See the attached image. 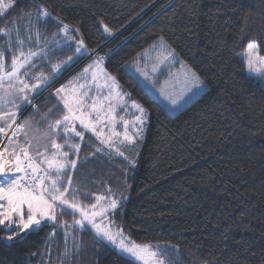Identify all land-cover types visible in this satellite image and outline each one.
<instances>
[{"label": "trees", "instance_id": "1", "mask_svg": "<svg viewBox=\"0 0 264 264\" xmlns=\"http://www.w3.org/2000/svg\"><path fill=\"white\" fill-rule=\"evenodd\" d=\"M41 6L50 18L38 19ZM63 23L92 56L104 57L103 67L147 110L133 163L79 124L82 139L58 129L57 144L67 139L80 145L78 153L60 149L77 161L67 169L79 189L76 200L90 207L97 197L123 195L108 219L133 241L160 245L164 264H264V88L246 73L240 56L250 42L264 55V0H13L0 16V28L10 30L0 35L5 69L29 48L46 53L22 69L21 78L25 71L51 76L50 65L63 67L23 114L33 115L39 127L57 117L52 89L87 58L65 43ZM158 38L207 84L174 114L141 83L159 84L150 76L153 56L142 54ZM12 126L17 133L6 141L21 134L18 122L3 128ZM73 219L65 211L56 227L45 223L10 242L0 240V264H137L90 228H72ZM1 232L11 231L0 226Z\"/></svg>", "mask_w": 264, "mask_h": 264}, {"label": "snow or ice", "instance_id": "2", "mask_svg": "<svg viewBox=\"0 0 264 264\" xmlns=\"http://www.w3.org/2000/svg\"><path fill=\"white\" fill-rule=\"evenodd\" d=\"M13 0H0V13H4L7 9L11 8ZM50 13L46 8L41 6L38 9L39 18H50ZM61 31L65 36L68 35L69 26L63 25ZM104 31L111 33V29L107 25H104ZM0 35H10V30L7 28H0ZM162 39V38H161ZM20 43H23L20 41ZM76 53L84 54L88 50L85 47L83 40L76 42ZM259 45L255 42H250L247 45L245 56L247 58V67L250 71L259 73L264 78V58L258 56ZM38 52H29L25 55L23 52L20 57H13L11 71L5 75H0V106L12 104L14 108H18L16 100L20 98L22 102L30 103L29 94L36 93L46 87L52 82L62 71L63 67L61 64L50 65L52 75L38 74L31 77L35 82L29 84L27 80L21 79L20 70L26 66L34 67L30 65L29 61L32 57L38 56ZM171 56L172 53L170 52ZM4 53L0 52V69L4 67L3 64ZM104 57H98L96 66L103 62ZM72 60L69 57L67 61L63 62L67 65ZM259 65V66H257ZM91 67V66H90ZM87 71V69H86ZM155 71V68H153ZM25 77L30 74L25 71L23 73ZM115 83L114 77H109ZM7 81V83H5ZM203 82L195 71L189 69L185 75V81L180 88L179 93H169L166 88H162L160 94L169 100L173 106H178L180 101L184 99V95L187 92H191L194 87L202 85ZM64 91L63 86L56 89V94L59 96ZM119 96V93H117ZM61 99H64L61 97ZM76 107H73L68 100L64 101V107L67 109V114L63 115L61 119L55 120L49 124V132L46 134L48 137L61 135L58 129H63L65 135L71 133L75 137L83 138V131H76V122L84 129H90L96 132L95 127L92 125L88 116L81 110L83 104L80 100L75 101ZM132 107L137 109L140 115L136 116L135 122L131 124L135 135L131 136L127 134V128L130 126L128 121H123L125 127L124 140L128 143H135L136 139L142 138L143 125L146 119V110L137 104L135 101L132 103ZM95 110V105H93ZM51 111V110H50ZM98 114V113H97ZM16 113H11L9 118L15 119ZM47 114L42 117L46 119ZM99 123V121L97 122ZM20 130L23 131V126H19ZM4 129L0 127V132ZM100 136V133H96ZM25 135H27L25 133ZM118 133L113 132V136H118ZM102 144L107 145L108 148H113L112 138L108 137L101 140ZM64 146H68L70 151L78 153L80 151L79 144H69L68 140L65 139V145L57 144L53 140L51 147L55 148L62 159H45L44 163L47 164L49 170L55 169L54 174H50L47 171L42 172L40 165L33 162V158L29 156L26 149H22V155L26 164L22 163L20 155L15 152L12 153L15 156V161L5 159L4 153L0 152V226H4L12 234L7 237L8 240H12L14 237L19 236L21 233L33 229H39L44 223L49 221L53 222V226L56 227L55 221L58 215H63L65 211H70L74 217L71 227L77 229L91 228L95 234L102 239L116 245L122 252L127 253L133 257L140 264H164V260L161 258L163 252L160 250V245L151 244H137L134 241L128 240L124 237L123 230L117 228L113 231L112 222L108 220L109 213H114L120 206L121 201L124 199L123 195L120 197H109L105 201V205L102 206L99 202L104 199L97 197V204H93L90 207L82 205L76 200V194L79 192L78 188L72 187L73 180L71 176L67 175V169H75L77 166L76 160H68V152H60V149ZM117 153L123 155L116 149ZM42 154L37 153L40 157ZM31 172V178H28V171ZM14 173H25L24 183L20 182V178L14 177ZM67 184V186H65ZM110 191V190H109ZM87 195V194H85ZM69 197H72L71 199ZM60 212H57V209ZM98 209V210H97ZM79 215V219H75L76 215ZM99 221V222H98ZM65 229L69 228L67 222L64 223ZM67 238V232L65 233ZM167 250V249H165Z\"/></svg>", "mask_w": 264, "mask_h": 264}, {"label": "rangeland", "instance_id": "3", "mask_svg": "<svg viewBox=\"0 0 264 264\" xmlns=\"http://www.w3.org/2000/svg\"><path fill=\"white\" fill-rule=\"evenodd\" d=\"M4 13H0V16L3 15ZM65 24L67 23H63V25ZM67 25L69 26V32L67 37L65 38V43H72L76 48L77 46L76 42L81 40V38L78 35H75V33H73L72 28L69 24ZM246 50L247 47L243 52L240 53V56L244 61L245 71L249 76H251L256 82H258L264 88V78H262L259 73L250 71L247 67V58L245 56ZM22 52L25 55H27L29 52L40 53L38 56L32 57V59L29 61V64H31L40 55H44L46 53L45 50L42 51L41 48H37V49L29 48L27 50H23ZM170 52L172 53L171 56L169 55ZM21 53L18 54L16 57H20L21 59H23V57H21ZM84 54H87V58H85V60L82 61L81 67L74 74H72L70 77H68L67 79L62 81L59 85H57L52 89L51 95L58 102L57 104L59 106V109L57 112V117L50 120L44 126L39 127L36 124V122L33 121L34 118L33 115L32 117H30L29 113L23 115L27 110L36 106L35 103L39 99L37 95L40 93L42 89L38 92V94L36 93L29 94L30 103L22 102V100L18 98L16 100V104L19 105L18 108H14L12 104L0 106L1 127L8 129L15 122H18L19 126H23V131L20 130L21 133L20 136H16L14 139L6 141L5 144L3 145L0 152L4 153L5 159L15 161V156H13L12 153L15 152L16 154H18V151L21 147L28 146L29 156L33 158L34 163L39 164L40 167L47 168V164L44 163L43 160L53 159L55 148L51 147V143L53 140L56 143V136L48 137L46 135L49 132V124L53 123L57 119H61L63 115L67 114V109L64 107L65 100H68L69 103L73 105V107H76L75 101L80 100L83 104V108L81 110L85 113L86 116H88L92 125L95 127L96 132H93L90 129H85V130L93 134L96 137V139L100 142V144L105 146L106 148H108L107 145L102 144L101 140L111 137L114 147L108 149H110L120 157L126 159L127 161L131 163L134 162V159L136 157L135 148L137 147V143L141 138L136 139L135 143L132 144L125 141L124 140L125 127L123 121H128L130 125L127 128V134L134 136L135 133L133 128L131 127V124L135 122L136 116L140 115V113L138 112L137 109L132 107V103L133 101H135L141 107L143 106L139 101L133 99L130 96L129 92H127L121 86V84L118 82V80L115 78L114 75L109 73L103 67L102 63H100L98 67L96 66V61L97 58L99 57L98 55L92 56V53L89 51H87ZM84 54L76 53L77 56H82ZM142 54H149L150 56H153L152 57L153 63H151L150 66V73H151L150 76L153 78L154 82L155 80L156 81L159 80L157 81V83L159 84L158 86H153L152 84H148L147 82L141 81V83L146 84L148 90L153 94V96L156 98L158 102L164 105V107L167 109L169 113L171 114L176 113L182 107H184L186 104L192 101L194 98L199 96L207 88L206 82L199 77L200 80L203 82V84L198 87H194L191 92L185 93L184 99L180 101L179 105L173 106L169 100L165 99V97L160 94L161 89L166 88L167 92L169 93H179L180 88L185 81L186 73L188 72L189 69L193 71L194 69L188 63L181 60L176 54V52L168 45V43L163 38L156 39L151 45H149L142 52ZM258 56L260 58H264V55H261L259 52H258ZM11 66L8 70H6L4 64V67L0 69V75H5L7 72H10ZM153 68H155V71H153ZM21 71L22 69L20 70V72ZM27 72L30 74V71ZM31 77H33V75L31 74L28 77L24 76L25 79L30 78L31 80H33ZM109 77H114L115 83H113V81L109 79ZM34 82L35 81L33 80L31 83ZM5 83H7V81H5ZM61 86H63L64 91L61 92L60 95L58 96L56 94V89L61 88ZM117 93H119V96L117 95ZM61 97H63L64 99H61ZM93 105H95V110L93 109ZM13 112L16 113L14 122L12 119L9 118L10 114ZM98 121L99 123H97ZM146 122H147V115L143 125L142 136L144 134ZM76 124H79V122L77 121ZM113 132L118 133L119 135L113 136ZM25 133L27 135H25ZM96 133H100L101 135L98 136ZM116 149H119V152L123 153V155L118 154ZM37 153H41L42 155L38 157ZM54 170L55 169L49 170L47 168V172L49 173L53 172ZM12 175L14 177L19 178L20 173H14ZM105 201L106 200L102 199L100 200L99 203L102 206H104ZM95 204H97V202ZM47 223H53V222L49 221ZM1 228H4V226H1ZM112 228L113 231L117 229V227L113 224V222H112ZM11 234L12 231L1 232L0 240H5L7 242H10L16 239V237H18L16 236L12 240H8L7 237ZM124 237L128 238V240L130 241H133L131 238H129L126 235H124ZM102 240L105 241L110 246H112L114 249H116L119 253L131 258L137 264H140V262L136 261L133 257L129 256L127 253H124L120 249H118L116 245L104 239ZM137 244H149V243H137Z\"/></svg>", "mask_w": 264, "mask_h": 264}, {"label": "built area", "instance_id": "4", "mask_svg": "<svg viewBox=\"0 0 264 264\" xmlns=\"http://www.w3.org/2000/svg\"><path fill=\"white\" fill-rule=\"evenodd\" d=\"M2 128H3V127H2ZM3 129H4V128H3ZM16 133H17V132H16V129L14 128V126H12L9 130H5V129H4L3 132H0V148L2 147L3 143H4L7 139L12 138ZM21 150H22V149H20V150L18 151V154H17V155H20L22 163L26 164V161H24V157H23V155H22ZM21 175H22V178H20V180H21L20 182H21V183H24L25 180H24L23 178H24V176H25V173H21ZM31 175H32V174H31V172H30V170H29V171H28V178H31Z\"/></svg>", "mask_w": 264, "mask_h": 264}, {"label": "crops", "instance_id": "5", "mask_svg": "<svg viewBox=\"0 0 264 264\" xmlns=\"http://www.w3.org/2000/svg\"><path fill=\"white\" fill-rule=\"evenodd\" d=\"M53 158H54V156H53ZM40 169L42 172L47 171V168H45V167H40Z\"/></svg>", "mask_w": 264, "mask_h": 264}, {"label": "water", "instance_id": "6", "mask_svg": "<svg viewBox=\"0 0 264 264\" xmlns=\"http://www.w3.org/2000/svg\"><path fill=\"white\" fill-rule=\"evenodd\" d=\"M92 55H93V53H92Z\"/></svg>", "mask_w": 264, "mask_h": 264}]
</instances>
